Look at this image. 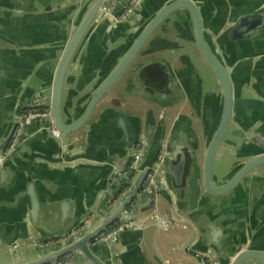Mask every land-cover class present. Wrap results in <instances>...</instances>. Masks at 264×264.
I'll list each match as a JSON object with an SVG mask.
<instances>
[{"label": "water", "instance_id": "95a60500", "mask_svg": "<svg viewBox=\"0 0 264 264\" xmlns=\"http://www.w3.org/2000/svg\"><path fill=\"white\" fill-rule=\"evenodd\" d=\"M67 1L68 4L55 10L65 14L66 21L63 38L57 45H51L58 50V56L50 80L44 79L43 84L32 89L35 94L30 103L20 91L15 93L22 100L16 102L0 148L7 147L17 125L19 131L14 150L8 155L0 153L2 173L20 148L37 140L54 141L50 145L58 149L65 161L80 158L74 151L81 148L84 135L99 121L104 99L110 95L107 101L110 105L117 99L123 102L119 92L127 88L147 100L166 89H183L189 70L195 72L198 85L204 80L215 95L201 115L197 110L204 142L202 160L200 164L197 162L198 138L187 116L178 115L169 136L152 150L148 148L146 130L141 135L140 126L130 124L132 129L126 116L119 113L117 124L126 144L120 157L125 159L120 163L110 159V173L96 186L102 208L57 234L36 237L25 251L0 252V264H60L68 253L72 256L69 264H111L117 259L113 243L129 230H135L137 243L159 264H178L176 260L163 258L155 244L158 232L179 237L181 230L173 226L183 227L188 235L172 250L198 264H264V245L254 244L250 239L232 241L222 220H215L222 224L216 227L202 213L206 197H220L243 183H250L251 201L264 192V145L256 139L264 142V137L255 131L241 134L246 129L239 124L238 117L246 100L237 96L231 63L217 41L224 36L245 38L262 15L233 13L234 25L223 33L221 28L212 32L206 26L203 9L215 8L208 0H138L126 12L129 0H115L114 6L110 5L114 0ZM217 6L224 12L226 1L220 0ZM170 34L180 41L175 45L153 46L155 42L166 41ZM9 46L16 48L0 37V47ZM117 85L119 92L111 94ZM33 106L47 107L48 111L26 119L22 109ZM234 141L242 144L236 153L218 156L222 146L230 147ZM137 145L138 156L131 163ZM161 151L162 160L155 167ZM152 169L155 173L146 183ZM28 194L29 217L36 229L31 217L39 211V202L33 188ZM260 222L264 224V220ZM101 233L107 237L102 239ZM16 246L17 241L5 245ZM23 254L31 257L18 261Z\"/></svg>", "mask_w": 264, "mask_h": 264}, {"label": "crops", "instance_id": "0c3cea01", "mask_svg": "<svg viewBox=\"0 0 264 264\" xmlns=\"http://www.w3.org/2000/svg\"><path fill=\"white\" fill-rule=\"evenodd\" d=\"M60 1L0 0V37L16 45V48L0 47V140L20 99L16 91H20L23 99L27 98V103H30L35 94L32 89L43 84L44 79L47 82L51 78L58 56V50L51 45H57V41L63 38L66 21L65 14L56 13L55 10L69 3L67 0ZM208 1L215 8L203 9L206 14L204 21L212 32L221 28L224 33L232 27L233 13L238 16L248 13L262 15L255 21L259 24L245 38L229 39L224 36L217 41L231 63L237 96L247 101L238 117L239 124L246 129L241 134L255 131L264 137V0H225L227 7L224 12L217 6L220 0ZM110 5L114 6L115 0ZM165 39V42L158 41L153 46L166 43L175 45L176 41H180L175 34ZM132 67L121 78V83ZM182 86L183 89L176 91L166 89L159 96L152 95L149 100L130 92L128 88L123 93L119 92V86H115L111 94L119 92L123 102L117 99L113 105L108 104L110 95L101 102L103 114L84 135L83 145L74 151L80 158L73 161H65L58 149L50 145L54 143L51 139L37 140L29 147L20 148L6 163L4 174L0 170V246L5 247L12 241H17V246L5 247L0 252L11 254L25 251L32 246L36 237L57 234L78 223L88 213L93 215L102 208L98 204L100 193L95 190L96 186L110 173V159L117 163L125 159L120 157L125 153L126 144L117 124L119 113L126 116L132 129L139 125L141 135H145L146 130L148 148L152 150L162 138L169 136L178 115L187 116L191 129L197 134L196 154L200 164L204 142L197 110L201 115L202 109H208L213 103L215 95L212 89L208 90L204 80L198 85L193 70L187 72ZM28 108H23L21 113ZM232 144L230 147L222 146L218 156L232 151L236 153V149L242 145L238 141ZM0 153L5 155L4 149L0 148ZM32 188L40 207L35 217H31L36 229L32 227L29 217L28 192ZM202 213L216 227L223 224L232 241L250 239L254 244L264 245V224L260 222L264 220V192L251 201L249 182L220 197H206ZM216 219L222 220V224ZM173 228L181 230V235L175 237L158 232L155 237L157 250L163 258L176 260L178 264H198L193 258L172 250L188 235L183 227ZM134 234L135 230L124 232L113 243V253L117 259L111 264H159L142 244L137 243ZM30 257L23 254L18 261Z\"/></svg>", "mask_w": 264, "mask_h": 264}, {"label": "built area", "instance_id": "2783aa9c", "mask_svg": "<svg viewBox=\"0 0 264 264\" xmlns=\"http://www.w3.org/2000/svg\"><path fill=\"white\" fill-rule=\"evenodd\" d=\"M138 0H129L128 2V5L126 6V9H125V12L130 9ZM48 111V108L47 107H43V106H33V107H30L28 109H26L24 111V113H22V115L26 118V119H29V118H32V117H35V116H42L44 115L45 113H47ZM18 125L15 127L13 133H12V136H11V140L9 142V144L7 145V147L4 149V154L5 155H8L12 150H14L15 148V143H16V139L18 137ZM52 132L54 134H56V131L54 129H52ZM257 141L261 144L264 145V142L262 139L256 137ZM138 151H139V146L137 145L136 146V149L135 151H133L132 153V161L134 162V160L137 158L138 156ZM162 157H163V151H161L158 155V159L155 161V167L158 166V164L161 162L162 160ZM132 162V163H133ZM154 170L152 169L146 176V179H145V182H149L151 181L152 179V176L154 174ZM100 237L102 239H105L107 237V234L105 233H101L100 234ZM71 254H65L59 261L60 264H69V261L71 259Z\"/></svg>", "mask_w": 264, "mask_h": 264}, {"label": "flooded vegetation", "instance_id": "af4514ba", "mask_svg": "<svg viewBox=\"0 0 264 264\" xmlns=\"http://www.w3.org/2000/svg\"><path fill=\"white\" fill-rule=\"evenodd\" d=\"M132 162H133V161L131 160V163H132ZM150 171H151V170H150ZM150 171H149V172H150ZM149 172H148V173H149Z\"/></svg>", "mask_w": 264, "mask_h": 264}]
</instances>
